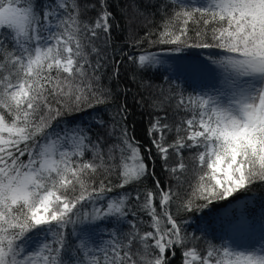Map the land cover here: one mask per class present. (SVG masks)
I'll list each match as a JSON object with an SVG mask.
<instances>
[{
    "label": "snow or ice",
    "instance_id": "snow-or-ice-1",
    "mask_svg": "<svg viewBox=\"0 0 264 264\" xmlns=\"http://www.w3.org/2000/svg\"><path fill=\"white\" fill-rule=\"evenodd\" d=\"M133 86L147 143L127 124ZM254 185L264 0H0V264H264V202L210 238L186 227Z\"/></svg>",
    "mask_w": 264,
    "mask_h": 264
},
{
    "label": "trees",
    "instance_id": "trees-1",
    "mask_svg": "<svg viewBox=\"0 0 264 264\" xmlns=\"http://www.w3.org/2000/svg\"><path fill=\"white\" fill-rule=\"evenodd\" d=\"M123 2V0H121ZM116 11V9H113ZM117 19L119 24L121 25V29H117L113 32L114 37V44L117 48L124 46V41L128 36V30L126 22L123 18L119 16L117 13ZM139 21H136V23H133L132 27L137 32H139L140 35H143L144 29L142 27H138ZM137 25V26H136ZM136 26V28H135ZM138 27V28H137ZM150 51H156L158 54H160L162 59H165L169 53H166L162 51L160 46H157L154 49H149ZM189 58H195L198 55L202 56L204 55L201 50H188L186 53H184ZM118 55V53H117ZM171 63V61H166L165 67H167V64ZM121 83L128 84V76H127V67L122 66L121 68ZM153 83L156 86H162L164 88H167L166 81H161L159 79H154ZM181 85L183 86V81H180ZM137 95V90L135 86L132 87V90L128 93L126 102L130 110V114L127 118V124L129 127V131L133 132L136 139L141 141L142 143H147L148 137H147V125L149 122V111L147 107L141 108L139 105L135 103L133 100V97ZM85 119H87V116H85ZM156 172L160 176V179L164 181L166 179V174L161 170L159 162L156 165ZM238 196L245 199H251L252 203L250 204L251 207L258 209L260 208V205L262 202H264V187L259 185H254L253 190L247 194H237ZM235 200V198H230ZM238 200H235L237 202ZM234 202V203H235ZM233 204V203H232ZM228 202H217L213 205H210L209 208L204 209L200 212H193L191 214H188V219L190 220V224L187 225V230L190 233H195L197 236L204 235L199 229L201 228H207L208 229V237L210 238L212 235V229L217 230V235H219V216L218 212L225 206L227 207ZM172 264H180V255L179 252L177 253V256L172 261Z\"/></svg>",
    "mask_w": 264,
    "mask_h": 264
},
{
    "label": "rangeland",
    "instance_id": "rangeland-1",
    "mask_svg": "<svg viewBox=\"0 0 264 264\" xmlns=\"http://www.w3.org/2000/svg\"><path fill=\"white\" fill-rule=\"evenodd\" d=\"M134 23H136V22H134ZM136 26H137V25H136ZM136 26H135V28H136ZM137 28H138V27H137ZM245 200H247V202L249 203V205L252 203L251 199H245V198H242V199L238 200L237 202H235V203H233V204H230V205H227V207L225 206L224 208H222L221 210H219V212H218V216H219V218H220V219L223 218L226 212H230V211H232L233 209L238 208L240 204H243V203L245 202ZM257 210H258V209H257ZM220 219H219V220H220Z\"/></svg>",
    "mask_w": 264,
    "mask_h": 264
}]
</instances>
